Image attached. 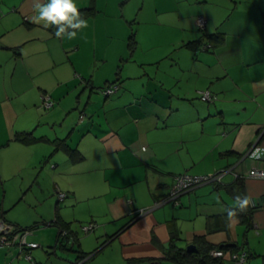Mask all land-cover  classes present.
<instances>
[{
	"label": "crops",
	"instance_id": "0c3cea01",
	"mask_svg": "<svg viewBox=\"0 0 264 264\" xmlns=\"http://www.w3.org/2000/svg\"><path fill=\"white\" fill-rule=\"evenodd\" d=\"M101 1L95 0L97 12L86 19L88 25L96 27L98 15L105 12ZM156 1L151 12L145 10L150 23H139V72L121 69L116 80L125 77L117 83L119 92L110 99L104 94L103 102L92 99L96 84L103 83L82 81L74 103L69 98L78 86L71 89L78 76L74 60L71 74L47 72L60 50L78 53L80 43L66 45L67 39L56 38L52 28L34 24L31 0H0L5 81L0 121L7 134L0 149L18 145L25 156L21 172L37 171L41 159L52 158L40 172L60 181L67 193L63 211L73 209L74 217L95 223V233L78 244L86 253L94 250L93 256L80 259L77 251L70 264H177L166 255L172 242L187 248L203 240L226 244L231 253L264 252V177L251 174L264 169V156L251 158L256 148L264 149V0ZM91 2L76 0L78 8ZM199 16L207 21L205 29L197 24ZM142 26L152 27L153 35L147 34L151 40L161 41L162 31L168 34V44L156 41L144 47ZM163 61L169 64L162 66ZM147 64L156 65L153 73L145 70ZM199 90H210L213 99L203 100ZM87 92L84 103L81 96ZM44 94L54 102L50 108L43 106ZM30 133L45 140L16 138ZM64 138L76 150L72 155L56 149L54 140ZM38 144L49 146L35 148ZM183 173L223 175L183 192L178 202L166 201L175 176ZM52 191L48 187L46 198ZM245 194L251 198L250 228L238 213L229 221L225 211L237 195ZM58 204L54 215L77 230ZM2 208L0 217L6 218ZM6 220L20 228L39 224L21 226L8 215ZM58 233L59 228L55 247ZM37 248L30 254L40 256ZM23 252L13 245L0 249V264H34L21 260Z\"/></svg>",
	"mask_w": 264,
	"mask_h": 264
},
{
	"label": "rangeland",
	"instance_id": "374dc122",
	"mask_svg": "<svg viewBox=\"0 0 264 264\" xmlns=\"http://www.w3.org/2000/svg\"><path fill=\"white\" fill-rule=\"evenodd\" d=\"M157 3L158 1L156 0L101 1L100 4L105 7V12H102L100 15H98L96 27L93 25H88L86 29L79 33L76 39L67 40L65 43L66 45H71L75 42L80 43L79 52L77 53L73 52V50H67L62 53V51L60 50L58 52L56 64L50 62L53 67H50L48 69L47 73L49 75L54 74V72L58 73L59 71L67 73L70 72V74L73 73L71 58L77 65V81L74 80V83H72V86H70L71 89L77 84L78 86L69 91L70 101L74 100L75 103L78 95L81 94V87L83 86L82 81L86 82L87 79L89 80L90 78H92L93 81L95 79L96 83H99L98 81L100 80L103 84H100V86L96 84V89H94L95 92L92 94V99L93 97H95L96 99H99L103 102L106 99L104 93L102 92L103 88L116 80V78L122 72L121 69L124 70V73L129 70V73H134V75L135 73L139 72L138 57L141 49V44L139 43V23L141 24L140 19H146L143 22L150 23L151 16H149L150 14L145 13V10L148 8V11L151 12L152 7ZM150 29H152V27L142 28V41L144 47L146 48L149 47V45H153L154 42L160 41L151 40L150 37L147 36V34H149L150 36L153 35ZM157 29H159V27H157ZM133 32L135 37L134 40L136 42L134 44H131V41L133 40L130 39V35ZM170 35L171 31L169 33V36ZM160 37L162 38V40L160 41L162 45H167L168 34L162 31ZM134 52L136 54L132 56ZM103 55L105 56V58L103 57ZM99 57L103 58L100 60ZM46 63L49 64V62ZM168 64V62L163 61L162 66H167ZM55 66L57 67V69L52 70V68H54ZM154 66L156 65L147 64L144 67L145 70L153 73V70H155ZM122 76L125 77L124 74H122ZM108 77H110V79L112 80L106 82V79ZM123 77L115 81V83H120ZM83 78L85 79L83 80ZM9 80L10 78L8 79V81ZM4 86L5 81L3 80L2 70L0 69V97L3 95ZM88 94L89 93L87 92L85 94H82L81 96L84 103ZM110 98L111 96L107 99ZM66 99H68V97ZM84 103L82 104V107H84ZM46 110L48 109H41V112L45 113ZM100 116L103 120L102 113ZM4 130L6 131L5 125L0 121V143L2 141H6L7 139L3 138L5 137L3 136V134H6L3 133ZM36 146L37 147L35 148H43V146L49 145L38 144ZM24 158L25 156H23L18 151V145H12L9 151L3 148L0 149V210L1 206H3L2 209L5 211L4 216H6L7 218L8 215V219L10 218L16 220L21 226H30L34 222L38 221L37 223L39 224L37 225V227L30 229L32 231V234L28 236V239L29 241H35L39 244L37 249L42 254L40 256H37L34 253H31L33 257L32 262H36L37 264H41L44 262L49 263L52 261L56 262L60 258L65 261V264H70L71 262L76 260V249H78L79 246L77 243L73 246L71 244V241H68L67 243H65V248H62L60 244L55 247V239L58 228L54 224L52 226L49 225V223L52 219L54 220L55 218L54 211L56 205L59 203L58 207L60 213L63 212L67 214V217L71 218L74 227L77 229L76 231L79 232L78 236L80 240L90 237V235H93L95 231H91L90 233L83 232L82 226L88 225L90 220H85L83 219V217H74L72 211L73 209H69V213L63 211L67 208V206L64 203V200L60 201L58 197L57 189L65 192V190H63L58 185V182L60 183V181L58 179L54 180L52 173H47V171L40 172L41 167L44 168L45 166H47L52 158L47 162H45V159H41L37 171L27 169L24 172H21L18 171V168L20 167V164L25 162ZM35 160L36 159H33L32 162ZM51 167L55 168L54 164H51ZM48 187L51 189V191H53L51 195L46 198ZM6 218H4L5 221L9 223ZM10 226L12 228L15 227L14 225ZM253 232L254 231H252L251 234H253ZM13 246L16 247L17 250H20L19 245ZM3 248H6V246L0 247V249ZM90 251H88L90 252L89 256L92 255L91 253H93L94 250ZM24 254L21 255V260L31 262L26 259ZM263 255L264 252H256L253 253V256L245 262L227 260V264H264ZM18 259L19 258H16L17 261Z\"/></svg>",
	"mask_w": 264,
	"mask_h": 264
},
{
	"label": "trees",
	"instance_id": "16d2710c",
	"mask_svg": "<svg viewBox=\"0 0 264 264\" xmlns=\"http://www.w3.org/2000/svg\"><path fill=\"white\" fill-rule=\"evenodd\" d=\"M79 10H80L84 19H87L88 17L94 15L97 12V9L95 6V0H92L89 7L79 8ZM53 30H55V29H53ZM206 35H209V34H206ZM211 36L212 35L210 34L209 37H211ZM219 36L217 35L216 37H219ZM134 38L135 37H134V32H133L130 36V39L133 40V41H131V44H134L136 42L134 40ZM207 44L212 45L211 42L205 43V45H207ZM207 48H210V47H207ZM115 81H117V80H115ZM115 81L111 82V83H115ZM16 138L19 141H24V142H28V143L29 142H35V141H41L43 139L42 137L33 136L31 133L27 134V135L25 134L23 136H22V134H17ZM43 140H45V139H43ZM54 142L57 145L56 149L63 147L71 155L74 152H76L75 148H72L68 144L67 139H65V138L64 139H56V140H54ZM236 181H237V187L239 188V192H240L242 189L241 182H238V180H236ZM250 212H251V209H249V208L244 212H238V215H239L241 221L246 223L249 228L252 225V218H251ZM1 217H3V215H1ZM51 224H54V225L58 226V228H59V233L57 236V244H60V246L62 248L66 247L65 243H67L68 241H71V244L73 246L76 243L79 244L78 232L70 227V222L62 220L58 214H55V218H54V220L51 221ZM34 227H36V226L28 227V228H20V227H14V228H15V230H24V229H32ZM195 247H196L195 250H187V248H180L174 242H172L171 247L168 249V252L166 253V255H167V258L169 260H172L173 262H175L177 264H227V260H233V259H228L227 258L228 256H226L227 253L231 254V252L227 251L226 244H219V245L206 244V242L203 240L201 245L197 243L195 245ZM214 248H220V249L224 250L226 254L224 256H214L210 252ZM31 249H27L25 251L30 252L29 250H31ZM76 250L80 253L79 254L80 259H85L90 254V253H86L84 251H81L79 248ZM245 252L247 253V258L245 261H247L250 257L253 256V253H249L247 251H245ZM91 257H92V255L90 256V258ZM263 257H264V255H263ZM28 260L32 262L33 257H31V259H28ZM234 261H237V260H234ZM238 262H240V261H238ZM32 263L35 264L36 262H32Z\"/></svg>",
	"mask_w": 264,
	"mask_h": 264
},
{
	"label": "built area",
	"instance_id": "2783aa9c",
	"mask_svg": "<svg viewBox=\"0 0 264 264\" xmlns=\"http://www.w3.org/2000/svg\"><path fill=\"white\" fill-rule=\"evenodd\" d=\"M206 22L207 21L203 16L197 17V24L199 28L204 29L206 26ZM210 46L211 45L208 44V47ZM118 88L119 86L116 83H111L104 88L103 92L105 95L110 96L111 94L116 92ZM198 92L203 100H207V101L212 100L214 97V95L210 90H199ZM42 101H43V106L45 108H50L51 106H53L54 103L51 97L47 94L42 95ZM251 174L254 176L264 174V169L255 168ZM222 175L223 173H218L214 175H192L187 173L178 174L175 176L174 182L170 188L166 201L178 202V198L183 192L193 189L196 186L206 182L219 181ZM261 177H264V175H261ZM57 193L60 201L64 200L65 197L67 196V193L60 189H57ZM10 225L11 224L5 221L4 217H0V247L19 245L20 250L25 251L27 249H31V248L33 249L39 246L37 242L29 241L28 236L32 234V231L30 229L15 230V228H12ZM95 226H96L95 223L90 222L88 225L82 226V230L85 233H90ZM210 252L214 256H224L226 254L225 251L220 248H214ZM25 257L27 259H31L32 256L30 252L25 251ZM227 258L244 262L247 258V253L246 252H235L231 254L228 253ZM73 264H80V263H73Z\"/></svg>",
	"mask_w": 264,
	"mask_h": 264
},
{
	"label": "clouds",
	"instance_id": "9594fccd",
	"mask_svg": "<svg viewBox=\"0 0 264 264\" xmlns=\"http://www.w3.org/2000/svg\"><path fill=\"white\" fill-rule=\"evenodd\" d=\"M31 21L44 29H55L54 36L58 39L73 40L88 27V21L83 18L76 0H31ZM264 155V149L256 148L251 153L252 159ZM260 174L257 175L259 179ZM251 203L248 195H237L231 207L226 208L229 221L233 220L238 212L247 210Z\"/></svg>",
	"mask_w": 264,
	"mask_h": 264
},
{
	"label": "water",
	"instance_id": "95a60500",
	"mask_svg": "<svg viewBox=\"0 0 264 264\" xmlns=\"http://www.w3.org/2000/svg\"><path fill=\"white\" fill-rule=\"evenodd\" d=\"M195 249H196V247L193 244H190L187 246V250H195Z\"/></svg>",
	"mask_w": 264,
	"mask_h": 264
}]
</instances>
